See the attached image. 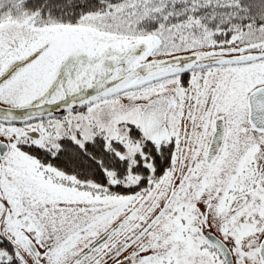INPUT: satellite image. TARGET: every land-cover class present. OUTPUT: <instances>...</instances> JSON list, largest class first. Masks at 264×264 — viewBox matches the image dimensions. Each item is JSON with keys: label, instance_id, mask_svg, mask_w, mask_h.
<instances>
[{"label": "snow or ice", "instance_id": "6c2138e0", "mask_svg": "<svg viewBox=\"0 0 264 264\" xmlns=\"http://www.w3.org/2000/svg\"><path fill=\"white\" fill-rule=\"evenodd\" d=\"M0 264H264V0H0Z\"/></svg>", "mask_w": 264, "mask_h": 264}]
</instances>
